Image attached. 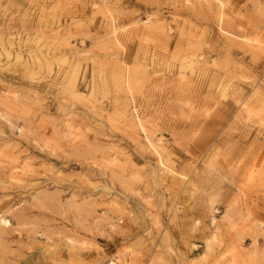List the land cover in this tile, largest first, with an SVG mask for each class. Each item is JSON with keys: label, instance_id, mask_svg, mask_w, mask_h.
Here are the masks:
<instances>
[{"label": "rangeland", "instance_id": "1", "mask_svg": "<svg viewBox=\"0 0 264 264\" xmlns=\"http://www.w3.org/2000/svg\"><path fill=\"white\" fill-rule=\"evenodd\" d=\"M111 263L264 264V0H0V264Z\"/></svg>", "mask_w": 264, "mask_h": 264}, {"label": "bare ground", "instance_id": "2", "mask_svg": "<svg viewBox=\"0 0 264 264\" xmlns=\"http://www.w3.org/2000/svg\"><path fill=\"white\" fill-rule=\"evenodd\" d=\"M186 64V63H185ZM182 65V64H181ZM188 65V64H187ZM184 66V65H183ZM182 67V66H181ZM111 264H114V263H111Z\"/></svg>", "mask_w": 264, "mask_h": 264}]
</instances>
